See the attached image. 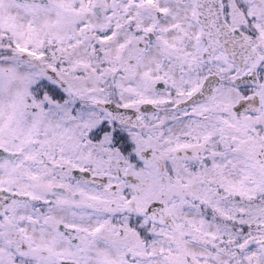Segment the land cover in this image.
I'll return each instance as SVG.
<instances>
[{
	"label": "snow or ice",
	"instance_id": "6c2138e0",
	"mask_svg": "<svg viewBox=\"0 0 264 264\" xmlns=\"http://www.w3.org/2000/svg\"><path fill=\"white\" fill-rule=\"evenodd\" d=\"M0 264H264V0H0Z\"/></svg>",
	"mask_w": 264,
	"mask_h": 264
}]
</instances>
